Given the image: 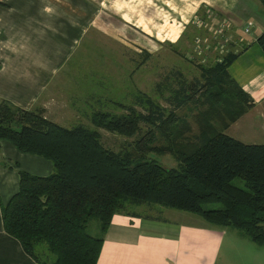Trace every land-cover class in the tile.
Segmentation results:
<instances>
[{"label": "crops", "instance_id": "1", "mask_svg": "<svg viewBox=\"0 0 264 264\" xmlns=\"http://www.w3.org/2000/svg\"><path fill=\"white\" fill-rule=\"evenodd\" d=\"M263 31L262 0H0V100L34 109L87 34L126 45L123 37L133 32L135 46L151 53L166 45L182 49L191 62L228 56L230 82L245 97L241 104L238 96L225 107L215 103L223 111L214 128L245 144H264V52L256 41ZM198 36L206 41L202 49L193 41ZM18 170L46 176L54 168L49 159L0 141V264H37L2 225L1 206L18 189ZM164 211L145 202L125 204L103 231L96 219L99 234L92 236L102 238L96 264H260L264 244L237 228L185 210Z\"/></svg>", "mask_w": 264, "mask_h": 264}, {"label": "trees", "instance_id": "2", "mask_svg": "<svg viewBox=\"0 0 264 264\" xmlns=\"http://www.w3.org/2000/svg\"><path fill=\"white\" fill-rule=\"evenodd\" d=\"M256 41L264 52V31ZM229 60L223 57L210 71H218L230 82L226 71ZM233 86L239 104L243 103L244 92ZM225 89L206 94L212 102L210 110L213 103L227 105L235 97ZM182 92L181 88L174 95L177 106L185 103L179 97ZM136 101L146 112L131 106H125L126 115L93 112V125L110 131L139 134L137 122L147 125L131 149L114 152L103 146L99 132L92 127H63L46 119L43 111L25 110L0 100V141L47 158L54 168L46 176L18 170V189L1 206L5 232L16 238L37 264H96L102 238L87 232L88 221L98 219L103 231L125 204L145 202L196 213L210 223L235 227L256 244H264V144H245L208 126L189 142V150L181 147L174 154L170 151L177 164L165 167L146 153L165 151L151 145L154 129L166 133L177 116L173 111L165 114L148 96ZM239 106L235 112L240 111ZM236 178L243 186L232 183ZM43 245L51 262L36 254Z\"/></svg>", "mask_w": 264, "mask_h": 264}, {"label": "rangeland", "instance_id": "3", "mask_svg": "<svg viewBox=\"0 0 264 264\" xmlns=\"http://www.w3.org/2000/svg\"><path fill=\"white\" fill-rule=\"evenodd\" d=\"M85 15L86 10H80V22L84 21ZM197 32L196 36L199 34ZM198 37L193 41L194 44L199 41L202 49L206 41ZM125 38L123 37L128 45L115 43L102 33H95L93 37L87 34L78 47H75L72 58L34 109L36 112L43 111L42 115L46 119L52 122L58 120L66 125L65 127H74L77 124L92 127L99 132L100 141L105 148L123 152L131 149L133 141L146 132L147 125L137 122L136 125L141 128L139 134L128 135L110 131L93 125L91 121L93 112L101 110L112 116L126 115L125 106L146 112L136 98L148 96L164 108L165 114L173 111L177 121L166 133L154 129L155 139L151 145L165 151L152 150L147 152L146 156L156 159L165 167H175L177 164L173 156L175 151L181 147L183 150H189L188 144L194 140L193 137H197L203 130L205 132L208 126L213 127L217 120L222 122L220 112L223 111L222 105L225 107L226 104L206 110L207 105L212 103L206 94L210 91L218 92L222 88H226L225 90H229L235 96L237 92L231 82L223 76L220 77L218 71H210L215 62L219 64L222 59L216 61L212 58L207 60L208 57L203 59L204 56L202 57L198 50L197 54L202 58L198 57L194 59L196 62H191L182 54V49L176 50L164 45L159 51L151 53L150 49L147 51L140 45L135 46L133 32H128ZM181 88L183 92L179 97L183 98L185 103L177 106L174 97ZM187 94L190 96L189 99L186 98ZM46 96L45 105L43 100ZM232 183L243 186V181L239 178L234 179ZM153 206L163 207L164 215H169L170 210L176 211L159 204ZM216 206L212 204L211 207ZM87 231L91 235H98V220L92 218ZM44 251V245L43 250L41 246L36 249L39 259L46 258ZM261 252L259 261L260 264H264V247Z\"/></svg>", "mask_w": 264, "mask_h": 264}, {"label": "built area", "instance_id": "4", "mask_svg": "<svg viewBox=\"0 0 264 264\" xmlns=\"http://www.w3.org/2000/svg\"><path fill=\"white\" fill-rule=\"evenodd\" d=\"M222 27L224 26L223 24L221 25ZM249 30V28L247 27L246 29H245V31H248Z\"/></svg>", "mask_w": 264, "mask_h": 264}]
</instances>
